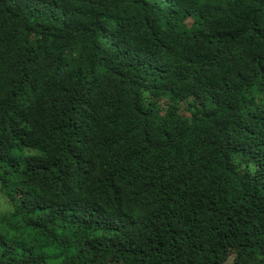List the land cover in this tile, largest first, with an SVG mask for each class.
<instances>
[{"label": "trees", "instance_id": "trees-1", "mask_svg": "<svg viewBox=\"0 0 264 264\" xmlns=\"http://www.w3.org/2000/svg\"><path fill=\"white\" fill-rule=\"evenodd\" d=\"M1 203L0 264H264V0H0Z\"/></svg>", "mask_w": 264, "mask_h": 264}, {"label": "rangeland", "instance_id": "rangeland-1", "mask_svg": "<svg viewBox=\"0 0 264 264\" xmlns=\"http://www.w3.org/2000/svg\"><path fill=\"white\" fill-rule=\"evenodd\" d=\"M3 200H4V199H3ZM5 204H6V203H5ZM1 206H3V204H2V203L0 204V207H1ZM6 206H7L8 208H10V207H11V206H8L7 204H6Z\"/></svg>", "mask_w": 264, "mask_h": 264}]
</instances>
